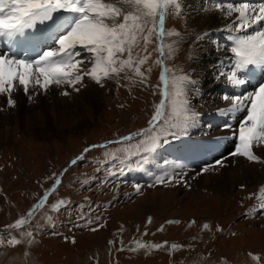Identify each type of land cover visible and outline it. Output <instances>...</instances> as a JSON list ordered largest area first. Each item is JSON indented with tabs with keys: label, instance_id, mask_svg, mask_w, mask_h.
Here are the masks:
<instances>
[{
	"label": "rangeland",
	"instance_id": "1",
	"mask_svg": "<svg viewBox=\"0 0 264 264\" xmlns=\"http://www.w3.org/2000/svg\"><path fill=\"white\" fill-rule=\"evenodd\" d=\"M191 1L180 0L182 13L179 16L173 13L166 19L165 29L176 30L181 37L166 38V43L177 40L170 59L165 50L166 66L171 69L169 77L187 74L195 81L198 95L196 90H189L190 108H203L202 116H208L217 108L214 100L211 106L203 107V103L209 104L213 97L209 88L214 81L205 67L198 78L193 76L195 44L191 38L198 36V14L193 11L195 7L190 8ZM196 3L201 8L204 0ZM155 47V42L148 46L152 55L141 67L147 76L146 85L131 72L127 73L130 79L124 78L122 73L119 79L108 80L103 87L86 81L85 85L93 86L95 99H92L96 102L75 99L76 103L72 102L65 110L70 109L65 118L58 120L59 133H51L50 137L44 136L45 133L35 136L22 129L17 120H6L5 124L0 120V232L4 233L0 239L5 241L0 245V264H264V208L259 207L257 198L260 187L264 186V164L250 163L237 156L241 164L228 170L227 178L231 181L221 193L212 185L196 182L193 177L200 176L197 172L189 177L191 168L174 166L173 169L168 165L171 154H166L167 151L162 156L165 167L161 168L159 161H151L162 148L175 147L179 140L184 142L182 136L187 134L191 137L195 134L196 144L193 145L209 152L200 158L194 147L196 152L187 155L188 160H180L187 165L196 163L201 169L216 159L234 158L230 152L235 142L230 138L231 133L225 134L223 128L226 121L202 117L198 126L225 133L213 134V137L200 132L197 135L188 133V127L186 133L176 138L169 136L168 144L150 153L147 164L141 163L145 154L138 151L137 145L145 136L136 134L149 129L154 107L161 100ZM136 52L147 54L140 49ZM149 67L151 71L147 72ZM257 69L260 72V68ZM220 86L214 92L218 102L224 94V87ZM79 115L87 120L83 128H79ZM227 122L235 127L236 121ZM44 124L48 121L37 123L41 129ZM2 130L4 137H1ZM129 136L136 139L116 142ZM110 141L112 143L108 144ZM101 144L108 145L89 147ZM211 147L214 152L209 151ZM263 149L264 146L254 148L262 159ZM77 155L81 162L65 167ZM141 170L139 178L144 181L162 172H179L184 174L186 184L155 183L156 177L162 174L152 177L148 184L130 183V177L138 176L134 172ZM247 170L256 171L258 176L249 180L244 177ZM56 175L60 184L54 187ZM45 193H48L45 206L28 225L21 230L5 227L24 217ZM60 200L65 201V207L53 211L52 205ZM204 224L208 228H204ZM21 231L33 233L31 244L27 243L28 238L21 237ZM9 232L23 242L8 245ZM136 242L146 247L138 248ZM174 244L176 248L172 247ZM151 245L162 247H148ZM252 256L259 257V261H254Z\"/></svg>",
	"mask_w": 264,
	"mask_h": 264
},
{
	"label": "snow or ice",
	"instance_id": "2",
	"mask_svg": "<svg viewBox=\"0 0 264 264\" xmlns=\"http://www.w3.org/2000/svg\"><path fill=\"white\" fill-rule=\"evenodd\" d=\"M204 3L207 6L202 11L219 12L229 21L224 30L229 33L231 46L223 50L232 54L233 61L229 69L219 71L215 79H224L231 88L240 89L246 84L245 73L249 66L264 69V0H204ZM173 13L176 16L182 13L180 0H0V39L8 47L7 51L0 52V96L7 97L8 107H14L13 93L21 88L31 101L33 91L46 93L51 86H66L79 92L86 81L103 87L106 81L119 79L122 73L124 78L130 79L128 72L146 85L147 76L141 67L152 55L148 46L155 42L153 51L159 54L155 64L161 69V100L154 107L148 122L149 129L136 134L145 136L137 148L145 154L141 163H147V154L168 144L169 136L176 138L186 133L198 115L192 112L188 99V92L195 81L187 74L169 77L171 69L164 64L165 50L170 59L177 43L175 39L166 43V38H181L178 31L165 29L166 19ZM206 37L207 33L200 34L196 40ZM41 44L45 45L43 49ZM18 48L35 51V58L27 54L18 56ZM137 49L147 54L140 55ZM217 50H221V46H217ZM146 71L150 72L151 67ZM60 94L67 96L70 93L63 90ZM221 99L229 103L227 107L218 109V114L237 122L235 127L231 122L223 125L225 130H230V138L235 142L230 156L264 164V159L254 152V148L264 146V83L251 92L224 93ZM131 138L122 137L121 141ZM217 166L224 167V160H214L203 167L201 173L216 171ZM173 182L186 184L184 174H162L155 179L158 184ZM59 184L60 179L56 177L54 187ZM136 190L139 191V186ZM47 198L48 193H45L24 217L5 227L14 230L24 228L45 206ZM257 198L259 207L264 208V186L260 187ZM63 207L65 201L60 200L52 205V210ZM203 227L208 228V225ZM3 235L0 232V236ZM8 235L7 244L10 246L23 242L10 232ZM20 235L28 238V244L33 242L31 231H21ZM4 243L0 239V245ZM136 243L138 248L146 247ZM148 247L159 248L162 245ZM252 259L259 261L257 256H252Z\"/></svg>",
	"mask_w": 264,
	"mask_h": 264
},
{
	"label": "bare ground",
	"instance_id": "3",
	"mask_svg": "<svg viewBox=\"0 0 264 264\" xmlns=\"http://www.w3.org/2000/svg\"><path fill=\"white\" fill-rule=\"evenodd\" d=\"M201 1L202 0H200V2ZM196 2H197V0H192L190 8L195 7V9H193V11L198 14V19H197L198 20V35L207 33V37L203 40H200V41H196L195 36H193L191 38L195 44V48L192 49V52L195 56V58L192 60V68H194L193 76L195 78H198V76H200V73H201L203 67H205V69L209 70L210 73H212L211 78L213 79L214 84L212 83V87L209 88V91L213 95L214 98L212 97V99L209 100V104H204L202 101L201 102L203 103V107H205V106H209V105L211 106V104H212L211 102H212V100H214V101H216L215 106H217V108L214 109V112L212 113V115L209 114L208 116H202V112L204 111L203 108L200 110H198V109L192 110V112L197 113L198 115L195 117L194 122L189 127L187 132L188 133H196L197 135H198V132H200V133H203L206 135H210L211 137H213V134H217V136H218V135H221V133L223 135V133H225V132H226L225 134L229 135L231 133L230 130H225V132H223V130L219 129L218 132H215L211 127L206 129V128H203L202 126H198V123H199V121L203 120L204 118L205 119H213L214 117L221 118L226 122L230 120L229 117L220 116L218 114V111H217L218 109H220L219 106H223L222 108H224V107H227L228 103H229V102L223 101L221 98H220L221 99L220 102H218L216 100V98L214 96V92H215V90H217V88L221 87L220 85H222L224 87L223 93H229V94L234 93V92L246 93V92H251V91L248 89L245 90L244 86H242L240 89H233L227 85V83L224 79L223 80L215 79V77L218 75V72L219 71H227L229 69L232 61H233L232 54L230 52L224 51L223 50L224 46L222 47V45L220 43L218 44V41L216 38L217 36H220L219 39L225 38V40L227 42L226 47L231 46V42L228 40L229 33L226 30H224L226 24L229 23V21L222 18L221 14L219 12H215V11L204 12V11H202L201 9L206 7L207 5H205V3H204L201 6V8H198ZM47 43H51V42L48 41ZM217 46H221V50H217ZM44 47H45V45L42 44V49ZM0 52H4V51H0ZM252 67H254V66H250L249 69ZM253 69L254 70L252 72H250V71L246 72L245 76H249V73H253L254 85L257 86L260 83V80L263 79L264 72L261 70H260V72L257 71L258 69L255 67ZM197 82H198V80H197ZM86 85L84 84V86L80 88V91H79L78 95H76V96H74L76 91H73L72 89H70V91H68L70 93L69 95H67V96L61 95L60 94L61 91L67 90V89L66 88H57L56 86H51L46 93L43 90L33 91V92H31V95H32L31 101L29 100L28 96L24 94V92L21 88L20 90L13 93V99L16 101V104L14 107H8L7 106V97L0 96V109H2V110H0V120L3 124L6 123V120H12V119L17 120V121H19L22 129H27V131L32 132L35 136H38L42 133H45L44 136L50 137L51 133H53V134L59 133L61 124H60V122H58V120H60L61 118H63V119L65 118L64 115L66 113H68L70 109L67 110V112L65 110L67 109L68 106L71 107V103L75 102L76 101L75 99L81 98L85 101L90 100L92 102H96L95 100H93V99H95L94 98L95 94L93 92V90H94L93 86L89 85V84H86ZM191 89L196 90V93L198 95V90L196 89V85L192 86ZM199 95H201V94H199ZM65 102H69V103H67L66 105L62 104ZM27 104L29 105V108L26 107ZM81 112H82V110H81ZM79 116H80L79 128H83L87 125V120H86V118L82 117L81 115H79ZM202 117H204V118H202ZM46 121H48V124H44V128H42V129L37 125V123L39 125H41L43 122H46ZM231 121H234L233 123H235V120H231ZM235 126H236V124H235ZM6 130H7V128H6ZM1 137H4V130L1 131ZM214 137H216V136L214 135ZM201 139L204 140L205 138L204 139L201 138ZM184 143H185V141L181 142V140H179L175 147L162 148L155 156H153L151 161H153V163L155 161L156 162L159 161L161 163L160 167L161 168L165 167V164L163 163V161L165 159L162 160V156H163V152L167 151L166 154H169V155L171 154V157L168 158V165L173 167V169H174V166H177V167H184L185 166V167L191 168L190 171H188V172L190 173L189 177L192 178L193 177L192 174H194L195 172L198 173V171L201 173L202 168L201 169L198 168V165H196V163H194L193 165L192 164L187 165L185 162L180 161V160H184V159L188 158V156H187L188 153L186 152L185 147H184V149L182 148V145ZM218 144H217V146H218ZM195 147L198 149V145H196ZM172 148L174 151H172ZM193 149H195V148H193ZM209 151L214 152V149L211 147V149ZM178 153L181 154L185 158L182 159V156H180ZM183 153L186 155H183ZM261 153H264V149L261 151ZM176 154H178V155H176ZM189 161H193V160L189 159ZM224 164H225L224 167L217 166L218 170H216V171L203 172L200 174V176H197V177L195 176L193 178H194V180H198L196 182L202 183V185L203 184L209 185V186L212 185L211 187H214L215 190H217L221 193H224L225 189H226L225 188L226 183H228V185H229L230 181H231V180L229 181L227 178L229 176L228 170H230V168H235L236 166H240L241 160H239V162H238L236 157H234V158H230V159L224 161ZM231 164H233V165L231 166ZM150 169H152V167ZM245 176L249 180H252V179L256 178L258 176V174L256 171L255 172H252V171L248 172V170H247V173L244 174V177Z\"/></svg>",
	"mask_w": 264,
	"mask_h": 264
}]
</instances>
